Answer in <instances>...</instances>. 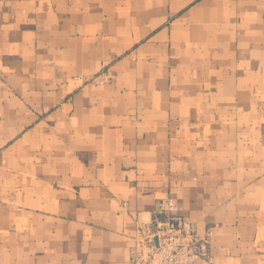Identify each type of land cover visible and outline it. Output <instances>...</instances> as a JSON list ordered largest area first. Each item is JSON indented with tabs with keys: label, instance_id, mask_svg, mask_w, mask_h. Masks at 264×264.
Wrapping results in <instances>:
<instances>
[{
	"label": "crops",
	"instance_id": "1",
	"mask_svg": "<svg viewBox=\"0 0 264 264\" xmlns=\"http://www.w3.org/2000/svg\"><path fill=\"white\" fill-rule=\"evenodd\" d=\"M167 195L264 264V0H0V264H131Z\"/></svg>",
	"mask_w": 264,
	"mask_h": 264
},
{
	"label": "built area",
	"instance_id": "2",
	"mask_svg": "<svg viewBox=\"0 0 264 264\" xmlns=\"http://www.w3.org/2000/svg\"><path fill=\"white\" fill-rule=\"evenodd\" d=\"M110 76L111 72L104 69L93 82L107 83ZM179 210L173 196L167 195L162 201L161 217L154 218L152 223L137 224L131 264H196L197 259L208 255L211 230L198 234L193 223L184 219Z\"/></svg>",
	"mask_w": 264,
	"mask_h": 264
}]
</instances>
